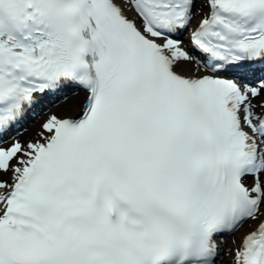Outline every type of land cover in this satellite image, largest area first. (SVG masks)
Instances as JSON below:
<instances>
[{"label":"snow or ice","instance_id":"1","mask_svg":"<svg viewBox=\"0 0 264 264\" xmlns=\"http://www.w3.org/2000/svg\"><path fill=\"white\" fill-rule=\"evenodd\" d=\"M0 264H264V0H0Z\"/></svg>","mask_w":264,"mask_h":264},{"label":"bare ground","instance_id":"2","mask_svg":"<svg viewBox=\"0 0 264 264\" xmlns=\"http://www.w3.org/2000/svg\"><path fill=\"white\" fill-rule=\"evenodd\" d=\"M56 99H59V98L51 97V98L46 99V101L41 105V108L43 109V111H41L40 114L36 115L34 118L32 116H30L24 122L23 126L26 128L20 129V133H19L18 138H20L22 140L27 138L31 134V132L35 128V126L37 124H39L47 114H49V113H56L58 115L61 114V109H62L63 103L65 102V98L61 97L60 98L61 100H59V101L58 100L56 101ZM52 100L53 101L55 100V101L51 102Z\"/></svg>","mask_w":264,"mask_h":264}]
</instances>
